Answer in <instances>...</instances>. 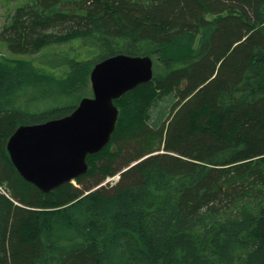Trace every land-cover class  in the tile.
I'll return each instance as SVG.
<instances>
[{"label": "trees", "instance_id": "1", "mask_svg": "<svg viewBox=\"0 0 264 264\" xmlns=\"http://www.w3.org/2000/svg\"><path fill=\"white\" fill-rule=\"evenodd\" d=\"M14 1L0 29V264H264V0ZM117 53L151 56L153 78L115 100L111 140L76 184L41 191L8 138L72 112Z\"/></svg>", "mask_w": 264, "mask_h": 264}, {"label": "water", "instance_id": "2", "mask_svg": "<svg viewBox=\"0 0 264 264\" xmlns=\"http://www.w3.org/2000/svg\"><path fill=\"white\" fill-rule=\"evenodd\" d=\"M149 55L117 53L97 62L84 96L69 114L18 126L7 141L11 161L23 178L49 192L89 168L88 156L103 149L116 128L115 100L153 78Z\"/></svg>", "mask_w": 264, "mask_h": 264}, {"label": "rangeland", "instance_id": "3", "mask_svg": "<svg viewBox=\"0 0 264 264\" xmlns=\"http://www.w3.org/2000/svg\"><path fill=\"white\" fill-rule=\"evenodd\" d=\"M14 0H0V29L2 28L3 24L6 22L7 20V16L9 15L11 9L13 8V4H14ZM70 44H66L64 45L65 48H70ZM61 51V50H60ZM66 50L62 49L61 52H64L65 53ZM2 52V50L0 49V53ZM5 54L8 55L7 51L5 50L4 52ZM11 56V54H10ZM27 57H31V56H27ZM37 63V61H36ZM47 69V68H46ZM59 71V70H58ZM119 175H115V176H112L110 177L111 179H113V181H109L110 183H114L116 182V178L118 177ZM115 177V178H114ZM108 179V178H107ZM73 183L76 184V181L73 180ZM3 192H4V189L1 187L0 188ZM7 194V193H6Z\"/></svg>", "mask_w": 264, "mask_h": 264}, {"label": "built area", "instance_id": "4", "mask_svg": "<svg viewBox=\"0 0 264 264\" xmlns=\"http://www.w3.org/2000/svg\"><path fill=\"white\" fill-rule=\"evenodd\" d=\"M115 178V177H114ZM119 178V176L115 179V180H117ZM109 181H113V179H111L110 177L106 180V182H109ZM105 182V183H106Z\"/></svg>", "mask_w": 264, "mask_h": 264}]
</instances>
